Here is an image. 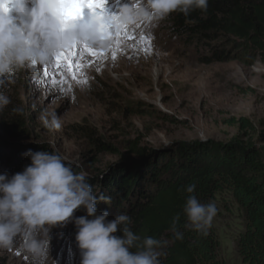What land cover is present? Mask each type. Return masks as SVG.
Here are the masks:
<instances>
[{"label":"rangeland","instance_id":"1","mask_svg":"<svg viewBox=\"0 0 264 264\" xmlns=\"http://www.w3.org/2000/svg\"><path fill=\"white\" fill-rule=\"evenodd\" d=\"M10 2L0 0V10ZM19 2L28 9L35 5V0ZM130 4L131 0H107L105 10L117 15ZM10 15L18 23L27 20L15 9ZM90 15L85 8L81 22ZM162 30L161 21L118 25L106 35L107 47H94L102 55L86 53L79 58V67L68 68L65 62L63 70L55 69L53 59L12 74L7 82L21 85L32 140L50 143L65 160L83 166L92 148L80 131L82 125L93 128L121 155L133 157L140 149H165L183 142L228 143L239 134L230 121L245 118L258 125L264 120V66L259 61L199 65L187 51L167 43ZM46 111L60 117L59 130L44 126L40 116ZM98 160L102 170L120 162L110 154ZM216 207L212 223L220 257L225 264H244L234 242L242 228L239 211L228 199ZM62 237L57 230L50 233L46 264H80L77 251L72 261L66 259L68 247ZM0 264H30V260L14 247L0 250Z\"/></svg>","mask_w":264,"mask_h":264},{"label":"trees","instance_id":"2","mask_svg":"<svg viewBox=\"0 0 264 264\" xmlns=\"http://www.w3.org/2000/svg\"><path fill=\"white\" fill-rule=\"evenodd\" d=\"M161 22L167 43L187 51L199 65L234 59L264 66V0H209L206 13H174ZM20 86L9 82L2 86L11 101L0 113V174L8 176L30 163L25 155L29 149L59 154L50 143L32 140ZM229 123L239 134L228 143L183 142L165 149H140L133 157L121 155L93 128L82 125L80 131L92 150L84 156L83 166L64 160L86 174L95 194L111 198L109 204H97L98 212L108 211L109 220L127 214L134 233L161 241V264H225L212 222L203 233L185 227L187 193L182 189L190 183L196 184L194 194L202 203L216 205L228 199L237 207L242 226L234 238L237 254L244 264H264V120L258 125L245 118ZM105 154L119 157L120 162L97 168ZM85 214L80 209L74 216ZM178 215L176 229L183 239H176L171 230ZM53 230L63 234L68 261L75 251L80 255L73 222Z\"/></svg>","mask_w":264,"mask_h":264},{"label":"clouds","instance_id":"3","mask_svg":"<svg viewBox=\"0 0 264 264\" xmlns=\"http://www.w3.org/2000/svg\"><path fill=\"white\" fill-rule=\"evenodd\" d=\"M71 2L35 0V5L28 9L19 0H11L8 11L0 10V113L11 103L2 86L12 74L33 63H48L76 45L108 46L100 28L103 21L93 14L83 22L70 18L65 9ZM208 3L209 0H131L130 5L121 7L115 23L155 24L174 13H206ZM12 9L27 20L18 23L10 15ZM40 119L46 128L62 127L55 112L46 111ZM25 155L30 163L22 171L11 176L0 174V250L16 247L29 258L30 264H46L52 228L64 227L71 221L76 228L80 264H161V241L134 233L127 214L109 220L108 211L98 212L97 204H109L111 198L95 194L85 173L74 171L55 152L29 149ZM195 190V183L182 189L187 193L183 206L185 227L203 233L218 210L212 202L202 203ZM80 209L86 214L74 216ZM178 220L179 215L173 218L171 230L176 239H183V233L176 229Z\"/></svg>","mask_w":264,"mask_h":264},{"label":"snow or ice","instance_id":"4","mask_svg":"<svg viewBox=\"0 0 264 264\" xmlns=\"http://www.w3.org/2000/svg\"><path fill=\"white\" fill-rule=\"evenodd\" d=\"M106 4L107 0H72V2L67 5L65 12L70 18L82 19L84 9H89L91 14L98 16L103 21L100 25L101 31L105 35H108L115 32L118 25L115 23L116 15L107 14L105 10ZM4 11H8V8L5 7ZM141 39L143 40L145 37H141ZM147 50L148 49H145V51ZM86 53L91 56L102 55L95 52L94 47L87 44L76 45L61 52L54 58V68L63 70L65 62L68 68H71L74 64L76 67H79V58ZM113 56H115V53H113ZM35 64L36 63H33V65ZM45 74L47 75V66H45Z\"/></svg>","mask_w":264,"mask_h":264}]
</instances>
